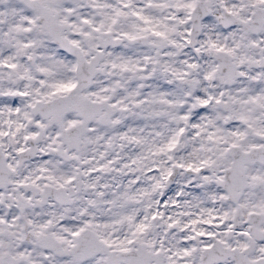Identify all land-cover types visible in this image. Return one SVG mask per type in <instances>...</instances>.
<instances>
[{
	"label": "snow or ice",
	"instance_id": "1",
	"mask_svg": "<svg viewBox=\"0 0 264 264\" xmlns=\"http://www.w3.org/2000/svg\"><path fill=\"white\" fill-rule=\"evenodd\" d=\"M0 264H264V0H0Z\"/></svg>",
	"mask_w": 264,
	"mask_h": 264
}]
</instances>
